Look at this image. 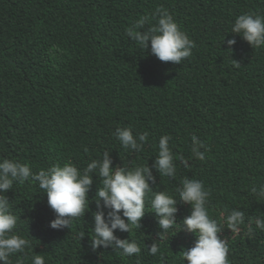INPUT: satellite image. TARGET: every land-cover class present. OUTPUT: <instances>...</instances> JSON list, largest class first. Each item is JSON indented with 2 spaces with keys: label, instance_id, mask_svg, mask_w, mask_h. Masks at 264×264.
Returning <instances> with one entry per match:
<instances>
[{
  "label": "trees",
  "instance_id": "16d2710c",
  "mask_svg": "<svg viewBox=\"0 0 264 264\" xmlns=\"http://www.w3.org/2000/svg\"><path fill=\"white\" fill-rule=\"evenodd\" d=\"M158 6L196 44L181 64L160 61L126 35ZM249 11L264 15V0H0V157L27 162L33 171L68 160L82 170L107 151L113 168L148 166L153 193H172L185 178L202 181L214 219L232 208L244 211L246 221L264 216V201L249 195L253 184L264 183V49L230 31L235 17ZM124 126L134 135L149 133L143 150H125L113 136ZM164 134L171 137L176 176L164 177L154 166ZM192 135L205 145L203 161L191 153ZM90 175L88 207L70 227H51L57 214L38 184L4 193L19 234L31 243L12 264H31L36 254L45 264H161L147 253L153 243L168 264H183L181 254L196 236L182 223L191 205L178 197V224L163 240L147 204L138 229L114 230L119 239L138 240L139 257H122L114 244L93 249L94 214L103 211L107 221L111 209L102 199L97 207L103 178L96 170ZM253 228L245 236L243 226L240 233L221 227L229 264H264V232Z\"/></svg>",
  "mask_w": 264,
  "mask_h": 264
},
{
  "label": "clouds",
  "instance_id": "9594fccd",
  "mask_svg": "<svg viewBox=\"0 0 264 264\" xmlns=\"http://www.w3.org/2000/svg\"><path fill=\"white\" fill-rule=\"evenodd\" d=\"M156 21L155 25L151 20ZM149 25L145 29V25ZM127 37L131 38L141 49L150 47L151 54L162 62L181 64L183 60L193 54L195 42L181 29L173 15L167 8L158 6L152 17L141 16L131 26L126 28ZM230 31L242 34L243 38L253 49H264V15L256 12H244L235 17ZM229 46L235 44L234 39H228ZM239 68L238 63L233 64ZM113 136L125 149L143 150L144 143L149 138L148 132H136L132 126L117 127ZM171 137L164 134L158 141V154L155 168L164 176H176V159L170 145ZM191 153L201 161L205 160L203 141L198 136L191 137ZM84 152H88L84 146ZM207 150V149H205ZM187 167V161L182 160ZM94 170L102 177L96 195L97 207L100 201L111 209L106 221L103 211L94 214L95 225L92 230V247H108L113 245L122 257H139L142 253L141 244L137 239H119L114 230L132 232L140 227V220L146 212V204L158 217L159 227L163 230L158 235L163 240L168 232L178 224L175 219L177 212V197L191 205V214L183 219V226L196 236L195 243L187 250H183L181 260L183 264H229V245L220 235L221 227L225 226L232 233H240L242 226L244 235L251 236L255 229L264 232V216L248 217L239 208L225 209L218 219L209 215L210 190H207L202 181L185 178L174 192L158 191L153 193L149 181L154 177L148 166L136 164L130 169L113 168L107 151L102 159H90L81 170L71 160L55 163L47 168L33 171L27 162L0 157V262L12 264L11 257L17 253H25L31 249L30 240L19 234L17 222L19 217L12 211L13 204L5 192L14 185L27 183L38 184L47 194L49 206L55 211L56 218L51 221L52 228L68 226L80 217L88 207L87 193L92 184ZM249 195L258 201H264V183L253 184ZM122 210V215L120 214ZM148 210V207H147ZM150 256L159 255L161 264H168L165 253L160 245L153 243L147 249ZM31 264H45V257L40 254L30 257ZM24 264V260L18 261Z\"/></svg>",
  "mask_w": 264,
  "mask_h": 264
}]
</instances>
